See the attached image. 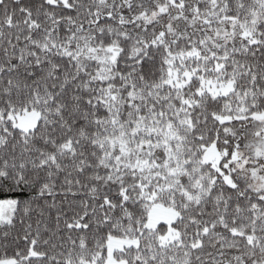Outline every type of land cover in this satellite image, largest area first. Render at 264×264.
Masks as SVG:
<instances>
[{
  "label": "snow or ice",
  "instance_id": "6c2138e0",
  "mask_svg": "<svg viewBox=\"0 0 264 264\" xmlns=\"http://www.w3.org/2000/svg\"><path fill=\"white\" fill-rule=\"evenodd\" d=\"M0 264H264V0H0Z\"/></svg>",
  "mask_w": 264,
  "mask_h": 264
}]
</instances>
